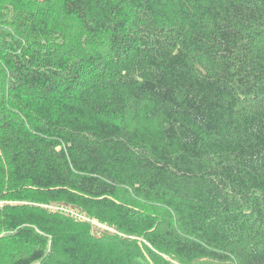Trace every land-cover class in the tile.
<instances>
[{"label":"trees","instance_id":"trees-1","mask_svg":"<svg viewBox=\"0 0 264 264\" xmlns=\"http://www.w3.org/2000/svg\"><path fill=\"white\" fill-rule=\"evenodd\" d=\"M0 264H264V0H0Z\"/></svg>","mask_w":264,"mask_h":264}]
</instances>
